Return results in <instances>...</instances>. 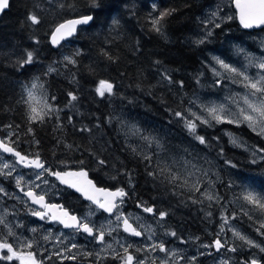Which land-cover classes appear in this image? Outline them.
<instances>
[{
  "label": "trees",
  "instance_id": "1",
  "mask_svg": "<svg viewBox=\"0 0 264 264\" xmlns=\"http://www.w3.org/2000/svg\"><path fill=\"white\" fill-rule=\"evenodd\" d=\"M208 1L100 0L102 10H89L85 0H56L55 3L52 0H10V7L0 15V127L11 125L8 128L11 130L12 146L29 156L39 153L52 170L83 167L97 185L124 188L128 196L124 199L123 209L137 208L154 218L164 233L176 232V237L169 235L175 242L184 239L186 242L187 233L200 235L202 230L203 235L208 231L220 233L221 214L227 212L236 214L233 220L243 229H257L259 221L243 214L249 211L252 216L251 208H247L236 197L242 190L255 187L257 180L261 182L260 187L264 188V162L251 163L253 144H261V137L244 125H200L197 134L208 141V145H202L189 135L183 121L172 114L174 111L185 112L191 107L193 95L200 92L208 79L204 50L215 43L198 45L189 40L196 26L197 15ZM60 4L64 7L61 8ZM71 4L76 5V12L68 7ZM153 4L157 6L155 10ZM171 9L175 11L161 22L162 36L152 30L150 21L161 12ZM30 12L40 17L39 24L31 25L27 21ZM82 14H92L96 19L89 25L79 26L75 35L60 45H50L48 36L53 26L66 18ZM113 18L119 21V25L110 28ZM220 25V28L214 27L216 37L222 31L233 36L259 31L264 34V27L244 30L235 20ZM25 50L34 51L36 60L18 69L14 62L24 55ZM77 50L80 51V55L74 57L77 63L65 67L63 57L74 56ZM155 61H160V64ZM49 66L55 67L57 71L44 75ZM165 70L170 73L172 84L161 82L160 73ZM35 77H40L39 83L44 85L40 92L46 97H55L48 102L53 109L59 110L46 117V122L42 124L28 122V108L23 102L26 100L25 86L31 87ZM100 80L113 83L115 94H106L104 97L96 95L95 88ZM181 81L182 86L179 83ZM69 93L77 96L71 104ZM110 118H113L111 123ZM121 121L125 126L121 125ZM133 124L143 129L145 134L159 139L164 147L162 155L158 156L160 152L154 145L149 149L138 137L129 136L126 141L128 126ZM85 126L90 131H82ZM30 127L33 129L31 133ZM223 128L237 132L251 146L247 150L233 146L223 133ZM128 144L139 147L143 152L151 151L159 159L161 167L172 165V159L182 155L180 152L187 154L194 148L196 154L202 153L204 161H211L213 167L210 168L218 171V175H212V190L222 199L219 203L203 200L199 193L180 188L178 185L183 183L182 180L177 185L161 183L163 176L154 180L146 174L145 162L133 155ZM97 158L106 160L107 164L98 167ZM81 160L85 161L83 166L79 164ZM156 162L154 159L153 163ZM174 170L187 176L182 170ZM147 171H153V168L148 167ZM187 178L192 180L191 177ZM51 181L58 184L55 179ZM60 187L73 196L70 198L72 202L62 200L70 211L78 214L88 208L89 202L83 201L69 189ZM194 200L202 203H194ZM234 201L241 202L239 210L231 203ZM141 202L157 211L144 212L137 207ZM161 211L167 213L163 219L159 217ZM22 218L33 219L28 215ZM254 234L264 242V235L257 231ZM84 238L90 244L91 238ZM91 247L95 248L94 245ZM233 247L234 244L228 246ZM87 250L74 254L62 252L64 256H76L75 260L61 259L46 252L41 256L35 255L43 264H99L95 255H83ZM129 251L137 255L133 247ZM194 252L190 251L191 254ZM245 261H248L247 258L240 264ZM0 264L20 263L16 260H0ZM103 264H121V261L108 255Z\"/></svg>",
  "mask_w": 264,
  "mask_h": 264
},
{
  "label": "snow or ice",
  "instance_id": "2",
  "mask_svg": "<svg viewBox=\"0 0 264 264\" xmlns=\"http://www.w3.org/2000/svg\"><path fill=\"white\" fill-rule=\"evenodd\" d=\"M53 3L56 0H52ZM237 10V15L239 17L240 24L244 28H253L256 26L264 25V0H232ZM87 8L89 10H102V4L100 0H85ZM10 7V0H0V13ZM37 7H41L37 5ZM60 7L63 8L64 5L60 4ZM68 7L76 12V5L71 4ZM153 9H156V5H152ZM175 9L166 10L161 12L159 16H156L151 19L152 30L159 33L160 35H164L162 21L165 17L170 16ZM152 15L151 13L149 14ZM235 16H227L225 18L220 17V10L217 8L216 11H212L209 14L207 20L204 21L205 24V32L206 34L195 41L196 44H203L207 41L208 37L212 35L211 28L209 25L220 28V23H216L217 19L232 20L235 19ZM27 21L31 22V25H37L40 23V17L34 12H30L27 16ZM96 17L92 14H82L78 15L75 18L64 20L62 23L55 26L54 29L51 30V43L53 45H60L62 40H65L67 37L73 36L78 31V26L89 25L92 23ZM119 25V21L115 18L112 19V23L110 28H115ZM166 38V37H165ZM240 53H243V49H239ZM80 51L77 50L74 56H64L63 61L66 62L65 67L68 64L75 65L77 63L75 56H79ZM105 56H108L107 52H104ZM110 60L111 56L108 57ZM249 60V64L245 66L244 70L233 67L232 65L226 63L224 60L219 57H213V61H215V65L219 66L220 70L223 72L232 74L231 78L234 82H239L243 88L245 89V93L243 95L235 94L232 97H229V104L236 106V112L230 113L227 105L220 104L212 106L207 105H199L204 112L207 113L208 118H203L201 115H198L197 112L193 111L191 107H189L185 112L182 111H174L172 114L175 118L183 121L184 127L187 129L189 135H191L196 141H198L202 145H208V141L204 136H200L197 134V128L200 125H208L212 126L211 121H215L217 124L227 122L230 124H244L256 132L260 136H264V59H262L259 63H255L253 65V61L256 59L251 55L247 56ZM36 60V54L34 51L25 50L24 55L18 58L14 64L18 69H22L27 65H31ZM156 64H160V61H155ZM215 65H210V69L213 73L214 77H220L221 71L218 70ZM255 66L260 71L257 73L256 77L249 76L247 74V67ZM57 71L55 67L49 66L48 70L44 75H48L52 72ZM161 82L167 81L169 84H172V78L170 73L165 70L160 73ZM40 77H35L31 83V87L25 86V91L27 92L28 99L23 101L27 104V119L30 124L37 123H45L46 117H50L54 112H58V109H53L51 104L48 102L49 99L54 100L55 97H46L43 93L40 92L41 89L44 88L42 83H39ZM181 86L183 82H179ZM217 85L221 83L219 79L215 81ZM96 95L100 97H104L106 94L108 96L114 95V85L113 83L107 80H100L98 86L95 88ZM71 97L69 104L72 101L77 99L76 95L69 93ZM195 103V101H190V104ZM171 111V110H169ZM232 117V118H230ZM59 119V116L56 117ZM109 119V123L111 120ZM71 120V117H69ZM121 125L125 126L124 122L121 121ZM6 127H11L8 125ZM59 127V125H58ZM33 129L30 127L29 132L31 133ZM82 131H90L86 126L82 129ZM131 137H138L141 141L145 142L149 149L154 145L158 152H163L164 147L160 143L159 139L150 134H145L144 130L137 127L136 125L128 126V132L125 134V139ZM38 144L39 141H36ZM231 143L238 144V139L235 136H232ZM69 149L72 148L71 145H66ZM127 147L131 149L133 155L139 156L146 164V174L149 177H152L154 180L159 179L161 176L164 177L161 180V183L167 182L171 185H177L178 181H183L178 186L180 188H187L189 191L193 193H199L209 202L215 201L219 203L222 199L218 194L213 193L208 188H205L203 191L201 190V176L207 177L210 170H203L198 168L195 164L192 163L191 160H184L183 165L184 168L187 169L189 166L193 171H188L187 176H183L180 172L174 170L173 165L179 163L173 160L172 165H165L163 167L160 166L159 159L154 156L151 151L143 152L139 149V147H134L132 144H128ZM0 152L2 153H10L16 159L14 162L12 161H4L2 157H0V176L11 177L12 173L16 171V169L23 165L24 167L33 169V175L35 176V181L29 179L25 181V177L23 175L17 174L15 177L16 187L21 191H24V195L29 197L32 203L40 205L43 211H32L33 216L39 217L41 220H51L54 222H58L62 224L65 228H70L75 230L77 233H86L88 236L92 237L98 244L102 245L100 252L96 253H83L85 256L95 255L96 260L99 264H103V260L107 255H111L113 259H117L121 261V264H145V260H139L132 252L129 251L133 245L129 244L127 246L121 240H115V244L122 249V254L120 251H117L112 243H107L105 240L106 236H112L113 232H118L120 228H123V232L129 233L132 236H142L144 232L142 230H137L136 227H133V224L129 221L133 218L132 214L129 213L125 215V213L121 210V206L124 203V199L128 196V193L124 188H116L114 191L106 188H99L93 183L92 180L88 178V172L80 168L78 171H54L49 166H47L46 162L40 158L39 153L35 155L34 158H30L28 155H22L19 151L15 150V147L12 146L11 142H5L4 140H0ZM92 155H95L94 153ZM253 159L251 163L256 164L258 162H264V149H257L253 152ZM156 159V163H153V160ZM61 163H65L61 161ZM85 161H79V164L83 166ZM230 163V162H228ZM107 164V161L104 159L97 158V165L104 166ZM235 167V165H232ZM148 167H152L153 171H147ZM7 170V171H6ZM197 173L200 175L197 176ZM54 176L61 184L67 185L71 188H75L76 191L80 192L88 201L91 202V205H95V210H93L90 206L89 212L84 217H78L76 215H72L67 209H65L62 205L48 204L45 201V195H38L37 191L41 188V184L47 186L49 181L44 178L45 176ZM187 177H195L191 181ZM111 179H116V177H111ZM36 181H40V183H36ZM129 184H131V178L129 179ZM208 185L210 187H214L212 181H208ZM232 185L230 184L229 187ZM25 188L27 190L25 191ZM0 193H5V189L0 187ZM179 194V193H176ZM238 200L244 201L246 204L251 205V211H259L264 214V195L254 192L249 189H244L241 193L236 197ZM194 203H202V201L194 200ZM211 206V205H210ZM138 208H142L146 213H154L157 211L154 207L145 206L144 203H138ZM103 210L104 212L109 213L108 224L100 225L97 227L89 217L95 215L96 210ZM243 211V209H242ZM7 210H5V215L0 216V225H3L4 228L8 229V236H15L16 234L13 231L12 226L7 222L6 219ZM243 214L248 216L249 219H252L249 211H244ZM167 215L166 212H159L160 219H163ZM207 215H211L208 213ZM235 213H233L232 217L226 216L222 213L221 219L222 223L220 226V232H223L225 227L228 225L229 219L235 218ZM113 217L115 221V227L113 228L111 225L113 224ZM87 221V222H85ZM19 226V225H17ZM32 232H36L37 229H31ZM258 233L264 235V220L259 222V227L256 229ZM233 236L237 239L246 243L249 247L259 248L261 252H264V247L260 244L256 243L254 240L248 238L246 235L242 234L240 231L232 229ZM167 235H171L176 237V232H168ZM50 235H46L43 237L45 241L50 239ZM154 235V234H153ZM219 235V234H218ZM59 240V238H57ZM148 239H152V235H149ZM198 239V238H197ZM214 246L217 251L225 248L227 246V242L221 241V239H216L214 241V245H205V247ZM33 242L32 241H20L19 248L13 246L12 243L8 242L7 237L0 240V260L13 261L19 260L20 264H43L42 261H38L36 259V255L32 249ZM77 245L73 244L72 248H76ZM111 249L112 251L109 253L107 250ZM6 250V254L4 253ZM237 249L235 247L230 248L229 251L235 252ZM67 251L70 252L71 249H64L62 252ZM136 252H159L164 253L163 257H154L152 259V264H179V262L185 259L184 256L180 255L178 250H170L168 249L163 242L160 243H152L147 245L145 248H135ZM62 252L54 253L61 259H77L76 256H64ZM102 253L104 255H102ZM203 254V253H201ZM50 258V257H49ZM147 259V257L145 258ZM192 262L196 260V257L193 256L190 258ZM221 264H229L227 260H222ZM244 264H260V260L257 258H251L249 261H245Z\"/></svg>",
  "mask_w": 264,
  "mask_h": 264
},
{
  "label": "rangeland",
  "instance_id": "3",
  "mask_svg": "<svg viewBox=\"0 0 264 264\" xmlns=\"http://www.w3.org/2000/svg\"><path fill=\"white\" fill-rule=\"evenodd\" d=\"M217 8L220 10V17L225 18L227 16H235L234 10L231 5V0H209L201 9L200 13L197 15V22L196 26L193 28L191 35L189 36V40L191 42H195L197 39L202 38L206 32H205V24L204 21L208 19L209 14L212 11H216ZM233 20H227L223 19V22H221V19H217L216 23H231ZM236 22V21H235ZM233 26V25H231ZM208 27L211 28L212 35L208 37L206 42H213L215 43L214 46H208L204 50V62L207 67L208 72V79L206 80V84L204 87L199 90L200 92L197 93V95H193L191 101H195V103H192L191 108L193 111L197 112L198 115H201L203 118H208L207 113L203 111L199 107V105H207L212 106L225 104L228 107V110L230 113L236 112V106L229 104V97L234 96L235 94L243 95L245 93V89L239 82H234L231 78L232 74L223 72V70L219 69L218 65H215V61H213V57H219L220 59L224 60L226 63L232 65L233 67H236L238 69L244 70L245 66L249 64V60L247 58L248 55H251L252 57H255L256 59L253 61V65L255 63H259L262 59H264V34L259 31V33L249 34V33H242V34H235L234 36L232 33L222 31L218 33V36L216 37V34H214V27L209 25ZM239 49H243L244 52L240 53ZM210 65H215V67L221 71L220 77H214L213 73L210 69ZM260 70L257 69L255 66H248L247 67V74L252 77H256L257 73ZM219 79L221 83L217 85L215 81ZM26 100L27 92L24 91ZM28 108V106H27ZM232 118V117H230ZM227 123V122H223ZM211 124H217L215 121H211ZM221 124V123H219ZM236 126L244 125L246 126L250 131L254 132L252 129H250L246 123L244 124H233ZM223 133L228 136V140L231 143L232 136H235L238 139V144H233V146L237 148H241L244 150H247L251 145H248L247 142H245L238 134L237 132H231L230 130L223 128ZM257 134V133H256ZM9 133L7 129H4L3 134L1 137L4 141L11 142L9 138ZM260 136V135H259ZM261 144H253L252 152H255L257 147L258 149H264V136H260ZM195 149L189 150V152L186 154L185 152H180L182 155L179 157H175L173 160L179 162L175 164L173 167L177 170H182L183 173L187 174L188 171H193L191 167L189 166L187 169L184 168L183 161L184 160H191L193 164H195L198 168L203 170H210L207 177H200L202 180L201 183V190L203 191L205 188H208L210 191L216 194L212 189L214 187L208 186V181H212L214 177L213 174L218 175V171H216L214 168H210L212 166L211 161L208 163V160L204 161V156L202 153H197ZM169 154V152H167ZM163 153L160 152L158 156L162 155ZM0 157L4 161H12L14 162V159L9 156H5L3 153L0 152ZM202 160V161H201ZM211 160V159H210ZM209 164V165H208ZM177 165V166H176ZM213 167V166H212ZM179 168V169H178ZM33 170V169H32ZM7 171V170H6ZM181 171V172H182ZM17 174L23 175L25 177V181L31 179L35 181V176L33 175V171H31L29 174H24L20 171V167L16 169L15 172L12 173L11 177H4L0 176V187H3L5 189V193H0V216L5 215V210H7L6 219L7 222L12 226L15 236H8V229L4 228L3 225H0V240L7 237L8 242L12 243L14 247L19 248L20 241H32L33 247L30 249L33 251L37 256L43 255L45 252L49 254H54L57 252H62L64 249H71L70 252L64 251L66 253L74 254L75 252L85 251L91 253L100 252V249L102 245L95 242V244H92L94 240L91 238L90 244L85 242V236L83 233H77L73 229H62L58 226L52 225L53 223H49L47 219L43 220L39 224L36 223V217L33 216L31 213L33 210H36L35 207L30 205V203L27 201L26 197L21 193L20 189L16 187L15 183V177ZM200 174L197 173V176ZM213 177V178H212ZM49 181V184L47 186L41 184V188L36 190L41 194H48L52 195V190L58 189V184L52 183L51 180H53L52 176H45ZM190 178V177H189ZM194 179L195 177H191ZM7 181V182H5ZM36 183H40V181H36ZM214 185V181H212ZM254 186L251 187V190L257 193H260L264 195V188H261V182L256 181L254 183ZM27 189V188H25ZM62 191V190H61ZM200 197L205 199L203 196L199 194ZM220 196V195H219ZM59 198V197H58ZM207 200V199H205ZM208 201V200H207ZM244 205L247 206V208H251V205L246 204L244 201L240 200ZM215 201H212L211 203H214ZM241 202H231L233 203L236 208L239 210L241 207ZM88 208L84 209L82 212H79V217H84L88 214L90 206L93 210H95V207L90 205L88 203ZM124 203L121 206V210L125 213V215L131 213L132 219L130 220L136 228L142 230L144 232L143 237L140 239L127 236L122 232L120 229L118 232H113L112 236H106L105 240L107 243H112L113 247L120 251L122 254V249L119 248L118 245L115 244V240H121L125 246L131 244L133 245V248H145L147 245L152 243H160L163 242L165 246L170 250H178L179 254L184 256L185 259L181 260L179 264H199L200 261V255L196 253L197 250H199V247L202 248L203 251H207L210 253L207 258H209V261L207 264H221L222 260H227L229 264L231 263V260L227 258L226 256L233 254V251H229L230 248H228L231 243L234 244V247L236 249H253V253H249V256L247 257V260L249 261L251 258H257L260 260V264H264V252H261L259 248L255 247H249L246 243L243 241L237 239L233 236L232 229H235L237 231H240L242 234V228L240 225H238L232 218L229 219L228 225L225 227L223 232H220L217 234V231L211 232V237L207 239L206 241L203 240H197L199 235H196L194 238H186L185 239L175 242L174 240H171V236L167 235L163 231H161L154 218L148 217L146 214H144L142 211L138 210L137 208L132 210L125 211L124 209ZM252 217H254L259 222L261 220H264V214H262L259 211H252ZM23 215L31 216L33 219H23ZM222 215V214H221ZM224 215L232 217V212H227ZM108 218L109 215H105L101 213L99 210L95 211V215H92L89 217V219L97 226L100 225H107L108 224ZM87 222V221H85ZM43 224V225H42ZM19 225V226H17ZM113 228L116 226L114 217H113V224L111 225ZM221 226V225H220ZM55 227V228H54ZM37 229L36 232H32L31 229ZM50 235V239L45 241L43 239L44 236ZM154 234V235H153ZM213 234V235H212ZM149 235H152V239H148ZM245 235V234H244ZM254 241L258 244H260L262 247H264V242L256 234ZM213 237V238H212ZM59 238V240L57 239ZM221 239L222 243L227 242V246L220 251H217L214 246L212 247H205V245H214L213 241L216 239ZM79 241H84V243H81ZM172 242V243H170ZM241 243L243 245H241ZM77 245L76 248H72V245ZM91 245H94L95 248L92 249ZM194 250V253H190V251ZM109 253L112 251L111 249L107 250ZM256 251V252H255ZM4 253L6 254V250H4ZM136 256L139 260H145V264H152V259L154 257H163L164 253L157 252H136ZM262 254V255H261ZM102 255H104L102 253ZM108 256V255H107ZM106 256V257H107ZM195 256L196 260L192 262L190 260L191 257ZM105 257V258H106ZM147 257V259H145ZM19 262V260H16ZM241 260H238L234 264L238 263L240 264ZM20 263V262H19ZM242 264H244L242 262Z\"/></svg>",
  "mask_w": 264,
  "mask_h": 264
},
{
  "label": "flooded vegetation",
  "instance_id": "4",
  "mask_svg": "<svg viewBox=\"0 0 264 264\" xmlns=\"http://www.w3.org/2000/svg\"><path fill=\"white\" fill-rule=\"evenodd\" d=\"M4 129H7V131H8V133L10 134L9 135V138H11V130H10V128H8V127H6V126H3V127H0V135H2L3 134V132H4ZM2 138V137H1ZM2 140H3V138H2ZM5 142H9V141H5ZM16 151H18L17 149H15ZM20 152V151H19ZM21 153V152H20ZM22 154V153H21ZM22 155H27V154H22ZM7 156H9V157H12L13 158V156H12V154H7L6 155V157ZM29 156V155H28ZM30 158H33V157H35V156H29ZM14 159V158H13ZM44 161V160H43ZM47 164V163H46ZM48 166V165H47ZM20 167V171L22 172V173H24V174H29L31 171H33L31 168H27V167H24V166H19ZM50 167V166H49ZM25 190H27V189H25ZM62 188L60 187V186H58V189H56V190H52V195H48V194H43V195H45V199H46V201H49V202H61L62 203V205H63V202H62V200H69L68 202H72V200L70 199V198H73V196L72 195H70V193L68 192V191H66V190H62ZM21 191V190H20ZM23 191H21V193H22ZM37 194H41V193H39L38 191H37ZM59 197V198H58ZM80 197V196H79ZM84 201V200H83ZM30 205H32V204H30ZM33 207H35L36 208V211H42V209L41 208H38L37 206H35V205H32ZM43 220H41L39 217H36V223H40V222H42ZM49 221V220H48ZM49 223H51L50 221H49ZM53 223V222H52ZM43 225V224H42ZM52 225H54L55 227L56 226H58V227H60L57 223H53ZM54 227V228H55ZM241 228H242V232L248 237V238H250V239H252V240H254V238H255V235H254V232H256V229L253 227H249L248 229H246V228H244L243 229V227L241 226ZM140 230V229H139ZM203 231L204 230H202L201 232H200V235L198 236V239L197 240H203V241H206L207 239H209L210 237H211V232L210 231H208L207 232V234L206 235H203ZM213 235V234H212ZM185 236H186V238L187 237H189V238H194L195 239V237H196V234H185ZM142 237H143V235H142ZM141 237V238H142ZM140 239V238H139ZM170 243H172V242H170ZM231 244H233V243H231ZM241 245H243L242 243H241ZM196 253H198L199 255H200V261H199V264H207L208 263V261H209V258H207L208 257V255H210V253L209 252H207V251H203L202 250V248L201 247H199V250H197L196 251ZM201 253H203V254H201ZM249 253H253V249H244V250H242V249H237L236 250V252H234L233 254H231V255H228V256H226L227 258H229L230 260H231V263L232 264H234L235 262H237L238 260H243V259H246L248 256H249ZM241 263V262H240ZM236 264H238V263H236Z\"/></svg>",
  "mask_w": 264,
  "mask_h": 264
},
{
  "label": "water",
  "instance_id": "5",
  "mask_svg": "<svg viewBox=\"0 0 264 264\" xmlns=\"http://www.w3.org/2000/svg\"><path fill=\"white\" fill-rule=\"evenodd\" d=\"M231 5H232V8H233V10H234V13H235V20H236V22H237V24L242 28V29H246V28H244L241 24H240V21H239V17H238V15H237V10H236V8H235V5H234V3L232 2V0H231ZM5 11V10H4ZM2 13H0V15H1ZM76 16H72V17H69V18H66V19H64V20H67V19H72V18H75ZM64 20H62V21H60V22H58L55 26H57L58 24H60V23H62ZM55 26L52 28V29H54L55 28ZM262 26H264V25H262ZM262 26H256V27H253V28H247V29H258V28H261ZM79 27V26H78ZM51 29V30H52ZM75 35V34H74ZM73 35V36H74ZM72 37V36H71ZM68 38H70V37H67L66 39H68ZM65 39V40H66ZM65 40H62L61 42H63V41H65ZM48 41H49V43H50V45H52V46H58V45H53L52 43H51V31H50V33H49V36H48ZM1 140V139H0ZM5 155H7V154H10V153H4ZM16 159V158H15ZM84 169V168H83ZM78 170H80V168H67V169H64V170H55V171H78ZM85 170V169H84ZM86 171V170H85ZM54 177V176H53ZM55 179H56V177H54ZM88 178L90 179V180H92L93 181V179L91 178V177H89V175H88ZM56 181L59 183V184H61L60 182H59V180H57L56 179ZM93 183H95L94 181H93ZM61 185H63V186H65V187H68L70 190H72L73 192H75V193H77L78 195H80L81 196V198L82 199H84V200H87L80 192H78V191H76V189L75 188H71V187H69V186H67V185H64V184H61ZM97 187H99V188H106V189H109V190H115L116 188H109V187H102V186H98V185H96ZM26 191V190H25ZM23 194H24V191H23ZM38 195H40V194H38ZM27 199H28V201L31 203V204H34V203H32V201H31V199L29 198V197H27V196H25ZM46 201V200H45ZM48 204H55V205H62L60 202H48V201H46ZM34 205H36V206H38V207H40L41 208V206L40 205H37V204H34ZM63 206V205H62ZM64 207V206H63ZM65 209H67L66 207H64ZM44 210V209H43ZM68 210V209H67ZM69 211V210H68ZM100 211H102V212H104L102 209L100 210ZM70 212V211H69ZM72 215H76L75 213H72V212H70ZM105 214H107V215H109V213H107V212H104ZM77 216V215H76ZM51 221V220H50ZM130 223H132L131 221H129ZM61 225V227L62 228H65L62 224H60ZM133 227H134V225H133ZM121 230L123 231V228L121 227ZM125 233V232H124ZM126 234H128V235H130L129 233H126ZM132 236V235H131ZM135 237H137V236H135ZM140 237V236H139Z\"/></svg>",
  "mask_w": 264,
  "mask_h": 264
},
{
  "label": "bare ground",
  "instance_id": "6",
  "mask_svg": "<svg viewBox=\"0 0 264 264\" xmlns=\"http://www.w3.org/2000/svg\"><path fill=\"white\" fill-rule=\"evenodd\" d=\"M66 40H67V39H66ZM66 40H65V41H66ZM63 42H64V41H63Z\"/></svg>",
  "mask_w": 264,
  "mask_h": 264
}]
</instances>
